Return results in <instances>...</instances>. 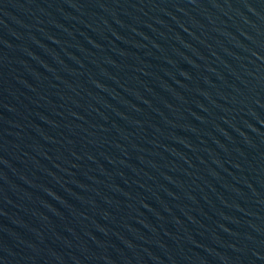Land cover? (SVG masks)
I'll return each instance as SVG.
<instances>
[{
  "label": "water",
  "instance_id": "95a60500",
  "mask_svg": "<svg viewBox=\"0 0 264 264\" xmlns=\"http://www.w3.org/2000/svg\"><path fill=\"white\" fill-rule=\"evenodd\" d=\"M0 264H264V0H0Z\"/></svg>",
  "mask_w": 264,
  "mask_h": 264
}]
</instances>
